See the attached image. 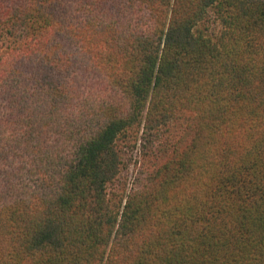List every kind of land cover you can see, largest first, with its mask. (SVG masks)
<instances>
[{"label":"trees","instance_id":"trees-1","mask_svg":"<svg viewBox=\"0 0 264 264\" xmlns=\"http://www.w3.org/2000/svg\"><path fill=\"white\" fill-rule=\"evenodd\" d=\"M0 264H264V0H0Z\"/></svg>","mask_w":264,"mask_h":264}]
</instances>
